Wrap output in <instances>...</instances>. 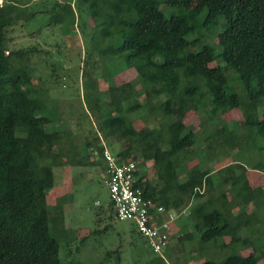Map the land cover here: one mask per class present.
Here are the masks:
<instances>
[{
  "label": "trees",
  "instance_id": "obj_1",
  "mask_svg": "<svg viewBox=\"0 0 264 264\" xmlns=\"http://www.w3.org/2000/svg\"><path fill=\"white\" fill-rule=\"evenodd\" d=\"M78 1L87 3L93 19L103 18L101 31L111 38L105 47L104 39L96 42L87 58L97 52L103 62L119 61L136 77L116 82L115 72L107 78L102 71L108 80V99H102L96 76L83 71L88 78L84 99L104 139L96 136L77 152L69 129L56 125L59 115L47 112L45 91L32 81L25 61L35 47H6V29L18 20L30 21L35 12L26 13L15 0L0 2V264H73L59 256L67 232L63 209L47 200L55 170L63 158L71 165L103 166L102 150L116 140L126 143L116 152L117 161L135 162L136 184L148 197L177 213L189 207L198 239L219 257L199 264H264V188H252L246 167L233 162L219 169L231 181V195L217 194L211 168L201 166L199 159L186 164L198 150L197 133L187 123L193 113L214 119L241 111L238 126L228 129L223 122L216 129L222 146L241 148L240 139L264 138V0H163L169 8L186 10L169 16L157 0ZM202 12L205 24L225 19L217 34L218 53L208 44L186 50L199 41L187 36L200 26ZM216 58L232 69L231 75L213 65ZM230 80L241 83L245 94L228 90ZM134 114L145 124L137 126V119L130 118ZM237 127L244 131L239 134ZM256 149L263 151L262 146ZM147 161L157 178L153 182ZM234 167L241 172L235 174ZM263 167V162L252 166ZM250 202L253 209L244 211ZM107 206L115 216L110 201ZM189 233L178 242L188 240ZM243 247L252 249L244 255Z\"/></svg>",
  "mask_w": 264,
  "mask_h": 264
},
{
  "label": "rangeland",
  "instance_id": "obj_2",
  "mask_svg": "<svg viewBox=\"0 0 264 264\" xmlns=\"http://www.w3.org/2000/svg\"><path fill=\"white\" fill-rule=\"evenodd\" d=\"M15 2L22 7L25 6L26 13L35 12V16L28 22L18 20L6 29V47L8 51L35 47L25 62L32 69L33 83L45 91L47 112L59 115L56 125L69 129L77 152L96 136L104 139L99 135L98 122L89 114L84 99L88 78H83V71H89L92 77L96 76L102 99H108L104 93L108 80L101 75L102 71L107 78L108 74L110 77L115 72L116 82L134 80L136 72L133 69L129 70L119 61L103 62L97 52L87 58L86 53L94 51L93 46L96 42L104 39L103 47L111 42V38L104 37L101 31L100 23L103 18L93 19L87 3H80L78 0H15ZM157 2L167 16L172 13L183 14L186 11L169 8L163 0ZM204 14L205 12H202L198 18L200 26L187 36L188 40L199 38V41L186 50H198L203 44H208L214 48L215 53H218L220 47L217 34L222 30L225 19L220 17L215 24H205ZM85 63L88 65L84 68ZM212 63L219 65L227 76L231 75L232 69L227 68L222 60L216 58ZM227 89L241 95L245 94L242 84L231 80ZM262 110L260 106L259 115ZM130 118L137 119L135 122L137 126L145 124L135 114L130 115ZM242 120L243 116L239 109L223 114L220 118L211 119L204 112L200 115L193 113L187 118V123L197 133L198 150L186 164L190 165L189 163L199 159L201 166L211 168L214 191L218 194L226 191L228 196L231 195L233 190L231 181L226 182L223 178L225 173L219 169L233 162H239L246 167L245 176L252 188L259 185L264 188V167L261 170L252 168L253 164L258 162H263L264 166V138L260 137L255 141L240 139L241 148L238 146L230 148L222 146L221 137L216 134V129L221 127L223 122L228 125V129H232ZM236 131L240 134L244 130L237 127ZM207 136L211 138L209 141L204 139ZM125 144L124 140H116L112 142V147L108 145L107 147L111 153L116 154L125 147ZM260 146L263 147L262 153L256 149ZM62 162L63 164L60 163L55 170V186L49 190L47 196L50 205L59 204L63 209L67 232L63 233V241L60 243L59 256L62 262L73 260V264H199L204 259H219L212 255L209 244H201L195 231L194 239L178 242L179 235L187 232L186 228L180 227L173 229L169 242L160 253L154 252L132 222L119 220L107 208L109 197L103 182L101 165L99 167L84 163L71 165L65 158ZM151 167L152 162L147 161L148 179L153 182L157 178ZM233 169L235 174L241 172L239 168ZM242 195H245V192L240 196ZM262 196L264 199V193ZM252 209V202L244 206L246 212ZM97 212L100 214L97 215ZM181 219L193 224L188 213L182 215ZM241 234L245 236L248 231H242ZM251 249L243 247L240 253L246 255ZM228 252L226 250L225 254ZM258 264L263 262L260 261Z\"/></svg>",
  "mask_w": 264,
  "mask_h": 264
},
{
  "label": "built area",
  "instance_id": "obj_3",
  "mask_svg": "<svg viewBox=\"0 0 264 264\" xmlns=\"http://www.w3.org/2000/svg\"><path fill=\"white\" fill-rule=\"evenodd\" d=\"M101 159L103 182L116 218L132 222L152 250L160 253L169 242L171 226L177 216L175 211L156 204L136 184L135 162H118L116 154L106 145Z\"/></svg>",
  "mask_w": 264,
  "mask_h": 264
},
{
  "label": "crops",
  "instance_id": "obj_4",
  "mask_svg": "<svg viewBox=\"0 0 264 264\" xmlns=\"http://www.w3.org/2000/svg\"><path fill=\"white\" fill-rule=\"evenodd\" d=\"M218 194V193H217ZM176 213V219L174 220V222H173V224H172V226H171V230H170V234H171V232L173 231V229H175V228H178V227H180V229H183V228H186V230H187V232H185V233H183V234H187V233H189V235H187L188 236V240H190V239H194V235H193V233H194V225L192 224L191 225V223H189L188 222V220L186 221V219H181V216L182 215H185V214H189V207H187V208H185L183 211H181L180 213H177V212H175ZM190 215V214H189ZM193 222V221H192ZM193 227V228H192ZM192 229H193V231H192ZM191 230V231H190ZM182 235V234H181ZM180 236V235H179Z\"/></svg>",
  "mask_w": 264,
  "mask_h": 264
}]
</instances>
